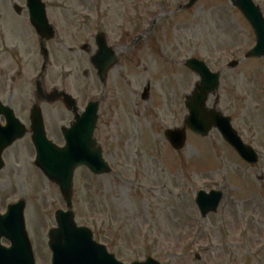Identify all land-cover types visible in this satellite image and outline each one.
Returning <instances> with one entry per match:
<instances>
[{
  "label": "rangeland",
  "instance_id": "obj_1",
  "mask_svg": "<svg viewBox=\"0 0 264 264\" xmlns=\"http://www.w3.org/2000/svg\"><path fill=\"white\" fill-rule=\"evenodd\" d=\"M44 1L59 32L73 35L88 15L90 32L101 29L109 44L123 45L105 90L99 80L81 76L87 64L77 60L57 59L44 81L48 90L71 92L80 108L84 95L102 94L94 136L112 171L96 175L76 169V224L88 225L98 244L126 264L147 257L160 264H264V58L245 57L255 36L240 11L228 0H198L185 9L188 0ZM253 1L264 16V0ZM14 4L22 8L20 25L27 29L25 0H0V18L16 16ZM23 40L31 54L37 52L33 37ZM191 57L220 72L216 96L206 105L215 104L231 118L242 140L258 152V163L243 161L214 128L205 137L187 131L180 150L170 147L163 132L183 125L185 96L199 80L185 66ZM232 60L238 61L234 67L228 66ZM63 70L73 75L66 77ZM22 88L27 92L33 84L24 80ZM44 109L51 139L62 144L59 120L71 114L60 102ZM34 158L28 137L5 150L0 212L25 198L23 218L35 262L50 264L47 230L56 227L55 211L65 203L58 187L32 165ZM198 189L224 194L218 209L204 218L194 201Z\"/></svg>",
  "mask_w": 264,
  "mask_h": 264
},
{
  "label": "water",
  "instance_id": "obj_2",
  "mask_svg": "<svg viewBox=\"0 0 264 264\" xmlns=\"http://www.w3.org/2000/svg\"><path fill=\"white\" fill-rule=\"evenodd\" d=\"M196 1L190 0L186 7L193 6ZM27 2L32 24L38 32L46 35L49 26L45 16V5L40 0H27ZM230 2L244 14L256 36V45L252 47L247 56L258 58L263 56L264 58V19L259 7L255 6L252 0H230ZM185 62L201 77L192 94L186 98L185 104L189 114L185 118V126L192 132L203 136L210 132L212 126L216 127L245 161L256 162L257 159L252 149L241 142L236 131L232 128L230 118L223 116L215 108L207 109L205 107L209 94L214 93L218 87L219 74L211 73L204 62L195 58ZM234 65L236 62L231 64V66ZM62 95L66 98V105L71 108L72 103L69 101L71 97L65 93ZM144 95L146 96V93ZM31 112L34 130L33 142L38 152L36 165L51 182L59 186L67 205V211H57V228L50 231L49 247L52 251V264H124L109 254L104 246L93 241L88 228L77 227L71 211L74 169L77 166L85 165L96 174L110 171L106 161L102 159L100 148L92 137L97 120V103L90 104L81 116L76 117V122L69 129H64L63 133L66 139L64 148H57L46 140L40 112L37 108ZM165 135L176 149L181 148L186 139V132L183 128L166 130ZM1 150L2 146H0V152ZM220 198V192L209 194L200 192L195 199L201 215L204 217L208 212L215 211ZM23 208V202H19L9 206L6 214L0 216V238L3 236L11 243L9 248L0 245V264H35L24 231ZM132 264L158 263L148 258L144 262H132Z\"/></svg>",
  "mask_w": 264,
  "mask_h": 264
},
{
  "label": "flooded vegetation",
  "instance_id": "obj_3",
  "mask_svg": "<svg viewBox=\"0 0 264 264\" xmlns=\"http://www.w3.org/2000/svg\"><path fill=\"white\" fill-rule=\"evenodd\" d=\"M15 11L17 14L16 16H8L4 19L0 18V24H2V27H0V74H3L7 81L5 87H0V107H9L13 111L12 113L14 116L20 120V123H22L25 128V134L20 140L28 137L29 142L32 144L30 112L32 107L34 105H38L40 107L45 122V116L47 117L48 113L46 112L45 114L44 106H49V104H53L54 102L62 103V100H60L61 98L56 99V97L54 101H51L52 97L49 96V93H51L55 88L48 90L44 86V81H46L50 75L51 70L53 71L52 66H56L57 59H59V62L62 61V64L68 63V60L71 62L77 60L79 63H86L87 67L83 68V71H79L81 76H83L86 80H90V78L92 81H95V79L99 80L101 87L105 89V86L108 85L110 72L114 66L108 69L105 79L101 80V76L98 75V71L93 65V58L97 54L98 50L96 43V33L98 30H96L97 32L95 33L90 32L87 18H82L81 28H78L77 26L73 35H71L68 31L66 33H61L59 31L55 32V37L44 41V46L46 48V50H44L40 48L41 38L36 33L35 29L31 25L30 27L27 26V29H25V26L20 25L22 22V17L20 16H22L23 10L19 9ZM25 11V13H27V17L28 12L27 10ZM27 19L29 20V17H27ZM55 22L56 21L53 20L54 24ZM9 24L12 25L13 31L9 29ZM26 35H30L37 41V52L33 51L31 54V50L26 47V41L23 40V37H26ZM107 45L116 52L115 55L119 58L118 50L123 45L118 42L109 44L108 41ZM45 59L46 62L43 66ZM40 60H42V63L34 66V63ZM102 62L105 63L106 60L103 59ZM31 65L33 66L32 70H30V67H27ZM67 73L68 72H63V75L66 77L73 75V72L71 71L70 74ZM24 80H28L30 86L33 84V89L25 92L22 88ZM39 80L43 82L42 90L36 88ZM98 97L100 98V94L95 98L84 95L83 98H81L83 108L88 102ZM74 98L76 99V104H78L77 98ZM68 112L72 117L69 120L61 119L59 120L60 123L69 125L72 122L73 114L70 111ZM6 123L7 118L5 113L0 111V126H5ZM46 132L48 137L51 138L47 129ZM20 140H17L16 142ZM16 142H14V144Z\"/></svg>",
  "mask_w": 264,
  "mask_h": 264
}]
</instances>
